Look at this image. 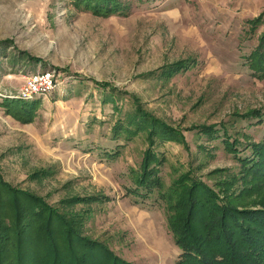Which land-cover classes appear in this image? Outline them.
I'll use <instances>...</instances> for the list:
<instances>
[{"label": "rangeland", "instance_id": "rangeland-1", "mask_svg": "<svg viewBox=\"0 0 264 264\" xmlns=\"http://www.w3.org/2000/svg\"><path fill=\"white\" fill-rule=\"evenodd\" d=\"M120 1L131 5L128 16L92 14L75 0H0V41H8L0 46V198H38L127 263L176 264L181 252L159 192L188 167L215 193L220 181L237 180L235 202L264 211V177L256 185L222 138L199 132L213 125L221 135L225 125L238 149L264 138V117L236 118L264 114V77L249 67L264 37V0ZM44 71L56 74L53 90L14 98L23 77ZM134 101L183 134L182 144L152 146L159 192L136 183L150 140L143 130L126 138ZM53 240L61 249L63 238ZM48 257L41 253L51 264Z\"/></svg>", "mask_w": 264, "mask_h": 264}, {"label": "trees", "instance_id": "trees-1", "mask_svg": "<svg viewBox=\"0 0 264 264\" xmlns=\"http://www.w3.org/2000/svg\"><path fill=\"white\" fill-rule=\"evenodd\" d=\"M75 1L79 8L99 16L114 12H118L119 16H128L131 11V5L120 0ZM6 42L0 41V46L6 45ZM249 67L254 74L264 77L263 36L250 55ZM133 104L136 108L125 116L126 138L131 130L134 133L143 130L150 140V147L143 154L139 166L136 183L146 192L152 189L159 192L158 187L163 186L158 167L161 163L152 146L155 139L162 143L182 144L183 134L178 135L175 130L147 114L135 101ZM12 105L30 113L26 105ZM263 117L259 110L236 115L240 119H256L255 124H261ZM199 132L209 139L222 138L224 149L234 154L237 164L244 170L242 172L245 175L249 173L251 180L261 185L264 177V138L257 144L247 143L244 149H238L237 146L242 144L231 137L225 125H222L221 135L217 134L213 125L202 126ZM247 150L250 153L244 154ZM178 177L166 192H159L168 207V230L181 252L176 264H264V211L253 214L246 209L249 205L235 202L239 201L237 196H232L233 184L237 180L220 181L216 184L219 189L215 193L212 186L195 176L190 167ZM7 196L9 200L4 196L0 198V264H45L46 259L41 258V253L46 254L47 250L51 257L47 262L51 264H130L103 246L81 237L73 226L52 215L51 209H46L38 198L12 192H7ZM255 226L259 227L260 233H252ZM58 237L64 240L61 249L53 240ZM86 242L90 244L86 246ZM78 249L85 252L82 258L76 256Z\"/></svg>", "mask_w": 264, "mask_h": 264}, {"label": "built area", "instance_id": "built-area-1", "mask_svg": "<svg viewBox=\"0 0 264 264\" xmlns=\"http://www.w3.org/2000/svg\"><path fill=\"white\" fill-rule=\"evenodd\" d=\"M55 75L54 72L44 71L23 77L24 84L14 98L28 101L35 96L45 95L55 88Z\"/></svg>", "mask_w": 264, "mask_h": 264}]
</instances>
